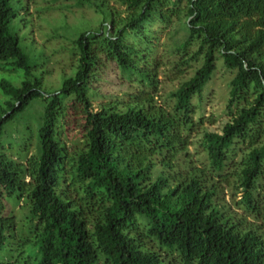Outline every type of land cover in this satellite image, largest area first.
I'll list each match as a JSON object with an SVG mask.
<instances>
[{
	"label": "trees",
	"instance_id": "trees-1",
	"mask_svg": "<svg viewBox=\"0 0 264 264\" xmlns=\"http://www.w3.org/2000/svg\"><path fill=\"white\" fill-rule=\"evenodd\" d=\"M74 1L97 25L67 31L73 73L42 91L25 49L31 0H0L1 68L23 71L18 84L0 78V135L43 102L35 151L24 161L0 151V264H264V0ZM62 16L42 19L67 29ZM160 35L173 44L176 75L198 62L169 107L151 93ZM219 60L233 75L218 131L201 126L192 99ZM110 63L123 99L100 89ZM70 131L84 142L67 144ZM8 200L25 209V234Z\"/></svg>",
	"mask_w": 264,
	"mask_h": 264
},
{
	"label": "rangeland",
	"instance_id": "rangeland-1",
	"mask_svg": "<svg viewBox=\"0 0 264 264\" xmlns=\"http://www.w3.org/2000/svg\"><path fill=\"white\" fill-rule=\"evenodd\" d=\"M30 10L34 12L32 16V27L29 32L28 45L25 46L26 50H30L33 55V62L37 63V67L33 70L37 77L41 78L42 91H55L58 90L61 84V79L64 76L73 73V66L75 65V50L73 48V41L71 35L67 31L76 29L77 26H85L89 28L95 27L98 22V16L89 8L79 7L75 4L74 0H31ZM66 17L65 22L71 26L67 29L62 28V24L58 22H47L45 19L56 18L63 21V16ZM60 16H62L60 18ZM97 20L95 21V19ZM55 23L60 26H52ZM63 27L64 26L63 23ZM28 47V49H27ZM172 42L167 39L165 35L159 36V45L155 48L157 59L162 62L160 70L157 72L158 83L155 91L152 89L151 93L154 95L157 103L165 107H169L171 100L168 96L170 91H173L180 83V78L190 75L194 67L198 64L196 60H188L182 63L181 73L176 75L177 71L174 68V54L172 53ZM193 60V61H192ZM2 61H0V78L14 81L18 84L19 80L23 77L22 70H14L10 64H6L2 69ZM177 63V62H176ZM105 79L99 83L100 89L103 94L117 93L118 97H122L123 93H118L123 88H119L118 71L113 63L106 66ZM233 72L225 68L221 61L217 62V68L208 81L202 96L200 98L194 97L192 102L199 108L198 115L202 117V127L209 130H218L228 117L226 111V101L228 97L229 80ZM177 77V78H176ZM126 91V90H123ZM99 95L93 99V107L96 108L97 104L104 101L106 96ZM122 97L121 99H123ZM3 95L0 90V101ZM43 111V102L40 99H34L30 105L21 113H18L14 118L7 122L0 135V151L17 161H24L26 155L35 151L37 145V129L40 125V115ZM64 140L70 146L81 145L84 139L78 136L76 131H70ZM189 153L192 159L200 160L202 154L194 145H190ZM242 195V191H238L232 195L226 193V200L231 202L237 200ZM8 215L15 216L16 226H18V233L25 234L20 231L24 225L25 209L21 208L20 204L15 201L8 200L6 202ZM27 233V232H26ZM15 243H11L13 252L10 253L11 257L17 253ZM19 255V254H16ZM7 257L5 254L0 255V258ZM12 259V258H11Z\"/></svg>",
	"mask_w": 264,
	"mask_h": 264
}]
</instances>
